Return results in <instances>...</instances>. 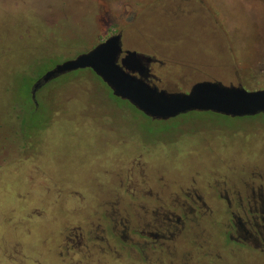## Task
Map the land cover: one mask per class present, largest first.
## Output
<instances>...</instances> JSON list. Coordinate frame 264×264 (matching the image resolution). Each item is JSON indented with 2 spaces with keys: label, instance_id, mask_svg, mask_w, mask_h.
I'll use <instances>...</instances> for the list:
<instances>
[{
  "label": "rangeland",
  "instance_id": "374dc122",
  "mask_svg": "<svg viewBox=\"0 0 264 264\" xmlns=\"http://www.w3.org/2000/svg\"><path fill=\"white\" fill-rule=\"evenodd\" d=\"M196 7L195 34L183 48L197 49L210 65L183 57V48L147 46L173 30L167 22L160 28V11L191 17ZM119 30L124 50L164 61L152 70L167 90L188 91L200 80L264 87V0H0V264H49L52 257L41 255L55 254L60 225L96 218L108 188L126 196L118 172L136 168L170 189L194 184L204 193L262 180V113L153 120L90 69L51 80L32 101L37 77ZM214 207L210 230L225 260L223 204ZM239 250L228 264H264V254Z\"/></svg>",
  "mask_w": 264,
  "mask_h": 264
},
{
  "label": "flooded vegetation",
  "instance_id": "af4514ba",
  "mask_svg": "<svg viewBox=\"0 0 264 264\" xmlns=\"http://www.w3.org/2000/svg\"><path fill=\"white\" fill-rule=\"evenodd\" d=\"M154 11L160 10L156 8L150 12ZM199 12L200 7H196L191 17L176 18L160 11L163 17L160 28L168 26L167 22L173 30L166 32V41L158 40L155 45L148 43L147 46L164 47L169 51L183 48L187 44L184 40L195 34L193 20L200 16ZM182 50L183 57L195 56L206 63L196 55L200 53L197 49L187 50L189 53ZM142 54L152 59L148 80L159 83L160 77L153 72L152 66L162 65L164 61L152 53ZM113 177L126 185V196L120 199L108 188L105 193L110 195L102 198V212H96V218L89 214L82 221L75 218L60 225L59 235L52 242L55 254L41 255L42 258L52 257L49 264H126L124 255L130 256L131 264H222L223 261L228 264L229 256L239 253V248L264 254V176L261 181L252 180L246 184L244 181L241 188L232 186L220 190L215 187L205 193L194 184L170 189L168 182L156 183L154 177L136 168L122 176L118 172ZM150 177L155 186H147ZM219 201L223 204L220 225L225 239L223 248L228 255L225 260L210 230L211 225L217 226L214 205ZM38 260L36 258L37 263Z\"/></svg>",
  "mask_w": 264,
  "mask_h": 264
},
{
  "label": "water",
  "instance_id": "95a60500",
  "mask_svg": "<svg viewBox=\"0 0 264 264\" xmlns=\"http://www.w3.org/2000/svg\"><path fill=\"white\" fill-rule=\"evenodd\" d=\"M151 58L136 51H123L120 33L112 34L92 48L56 63L33 84L31 96L42 84L69 72L90 69L113 96L127 101L153 120H168L192 111H211L245 117L264 114V87L247 90L240 82L225 85L200 80L188 91L167 90L148 80Z\"/></svg>",
  "mask_w": 264,
  "mask_h": 264
},
{
  "label": "trees",
  "instance_id": "16d2710c",
  "mask_svg": "<svg viewBox=\"0 0 264 264\" xmlns=\"http://www.w3.org/2000/svg\"><path fill=\"white\" fill-rule=\"evenodd\" d=\"M78 71H81V70H77V71H75V72H78ZM69 73H74V72H69ZM69 73H68V74H69ZM66 74H67V73H66Z\"/></svg>",
  "mask_w": 264,
  "mask_h": 264
}]
</instances>
